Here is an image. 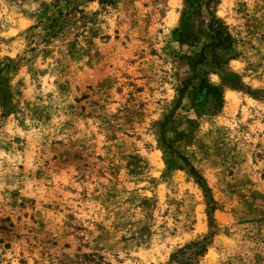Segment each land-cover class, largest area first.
Instances as JSON below:
<instances>
[{"label": "rangeland", "instance_id": "374dc122", "mask_svg": "<svg viewBox=\"0 0 264 264\" xmlns=\"http://www.w3.org/2000/svg\"><path fill=\"white\" fill-rule=\"evenodd\" d=\"M206 2L0 0V264H264V0Z\"/></svg>", "mask_w": 264, "mask_h": 264}, {"label": "trees", "instance_id": "16d2710c", "mask_svg": "<svg viewBox=\"0 0 264 264\" xmlns=\"http://www.w3.org/2000/svg\"><path fill=\"white\" fill-rule=\"evenodd\" d=\"M199 4V2H201L202 0H197ZM217 0H207L206 4L208 5V7L211 8V4L212 3H216ZM201 5V4H199ZM211 22H210V27L213 31H215L216 33V37L218 38V41L219 43L218 44H223V43H226L228 46L231 45V39H232V36L230 34V32L228 31V27L227 25L222 21V19L216 17V15L213 13H211ZM191 170H194V169H191ZM195 174H196V177L198 178L199 180V183L202 185L204 191L206 192V197L208 199V203H209V212L212 211L214 209V205L213 203L215 202L214 201V198L211 194V189L210 187L208 186L205 178L198 172L196 171H193ZM210 221H211V227H215V219L214 217L211 215L210 217ZM215 231L214 230H211V234L213 235ZM207 245H208V235L204 237V239H202L201 241L197 242L196 243V250L194 252V255H200L202 253H204L207 249ZM182 252H184V250H181ZM180 262L183 263V260L182 259H179ZM184 264H194L190 261H185Z\"/></svg>", "mask_w": 264, "mask_h": 264}]
</instances>
